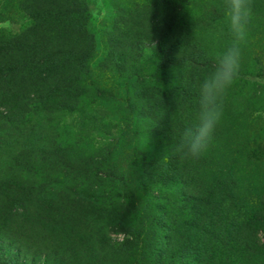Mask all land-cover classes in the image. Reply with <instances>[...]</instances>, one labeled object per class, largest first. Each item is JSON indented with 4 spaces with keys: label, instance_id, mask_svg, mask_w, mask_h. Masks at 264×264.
<instances>
[{
    "label": "trees",
    "instance_id": "1",
    "mask_svg": "<svg viewBox=\"0 0 264 264\" xmlns=\"http://www.w3.org/2000/svg\"><path fill=\"white\" fill-rule=\"evenodd\" d=\"M126 1L95 34L83 0H0V22L20 13L29 19L18 35L0 30V133L22 134L25 119L34 114L48 123L72 114L83 96L78 84L99 72L126 78L128 68L132 74L151 57L157 56L159 75L170 85L161 89L146 79L130 84L133 116L125 120L115 152H127L133 137L143 136L159 157L138 168L141 202L131 201L127 210L134 218L121 221L123 237L111 240L84 228L88 218L76 206L73 218L62 211L56 220L60 209L42 217L48 209L33 204L22 184L11 180L0 186V264H27L29 257V264H152L160 242L143 233V217L136 211L137 206L145 210L153 192L167 195L165 202L174 195L171 209L180 214L173 218L178 232L157 223L166 244L161 262L264 264V156L258 148L264 129L259 116L244 111L248 89L240 77L225 99L223 120L208 150L199 159H181L175 151L180 131L195 119L200 82L230 43L223 0ZM252 4L242 61L253 48H264V0ZM135 94L137 101L131 102ZM135 103L141 105L137 110ZM68 148L63 155L72 161L74 151ZM142 193L148 200H141ZM98 194L93 190L92 198ZM5 246L16 256H7Z\"/></svg>",
    "mask_w": 264,
    "mask_h": 264
},
{
    "label": "rangeland",
    "instance_id": "2",
    "mask_svg": "<svg viewBox=\"0 0 264 264\" xmlns=\"http://www.w3.org/2000/svg\"><path fill=\"white\" fill-rule=\"evenodd\" d=\"M83 1L86 4L88 26L95 34L105 28L111 12L122 8L120 4L127 2ZM28 23L27 16L20 13L0 22V30L12 37L20 34ZM224 23L228 25V20L225 19ZM221 31L224 32L223 29ZM228 38L231 40L230 35ZM252 51L245 61L241 60L240 67V72H248L247 75H239L248 89L244 91V111L247 114L254 112L253 115L259 116L264 129V48L255 47ZM147 58H150V55H147ZM155 62L157 56L141 63L129 75L128 68L126 78L113 71L107 74L99 72L94 78L78 84L77 87L81 89L83 96L76 103L72 114L62 119H52L50 123L44 121L40 115L34 114L25 119L22 134L0 133V186L11 180L21 183L28 194V200L40 205L44 210L48 209L42 215L44 218H51L52 212L58 209L59 213L54 216L56 220H59L62 211H65V216L73 218L75 206L83 209V215L88 218L84 228L93 227V231L104 233L108 239L120 240L123 237V233L118 231L122 226L121 221L124 222V219L128 218L130 223L133 222L134 217L127 210L131 207V201L133 200L134 204L141 202L137 195L138 168L144 162L157 160L159 157L150 146L151 141L143 136L135 139L132 136L133 148L126 150L127 152L123 153L120 149L115 152L121 141L125 120L128 121L130 116H133L129 103V89L132 86L130 84L135 80L146 79L158 82L161 89H170V85L164 83L163 77L159 75ZM134 71L137 72V77H132ZM130 100L137 101L136 94L131 96ZM135 104L136 110L141 107L139 103ZM100 119L103 124L95 121ZM60 147L63 149H59ZM68 147H72L74 151L72 161L66 160L63 155L64 148L69 150ZM258 148L259 154L264 156L263 141L259 142ZM93 190L99 193L97 200L92 198ZM142 194L144 199L141 200H148L146 194ZM150 194L149 203L144 206L145 210L141 211L137 206L136 212L142 214L143 233L148 231L151 234H148L150 242L154 241L150 237L157 238L156 243L160 242L153 252L159 257H154L152 264H182L174 258L164 262L160 260L161 251L166 249V244L164 230L158 228L157 223L165 222L173 228L172 230L179 231V226L173 218H179L180 214L174 215L171 209L172 205H175V196L170 195L165 202L163 199L167 195L158 192ZM94 200L97 201L98 208L95 207ZM64 206L66 210L61 209ZM172 221L175 226L170 224ZM3 248L7 256H16L13 248ZM31 260L32 258H27L26 263H31Z\"/></svg>",
    "mask_w": 264,
    "mask_h": 264
},
{
    "label": "clouds",
    "instance_id": "3",
    "mask_svg": "<svg viewBox=\"0 0 264 264\" xmlns=\"http://www.w3.org/2000/svg\"><path fill=\"white\" fill-rule=\"evenodd\" d=\"M230 43L214 57V67L199 84L195 119L180 131L175 151L181 159H199L210 147L223 120L225 99L239 77L242 44L253 15L252 0H223ZM153 47H156L152 41Z\"/></svg>",
    "mask_w": 264,
    "mask_h": 264
}]
</instances>
